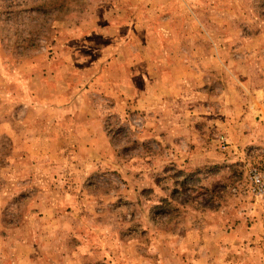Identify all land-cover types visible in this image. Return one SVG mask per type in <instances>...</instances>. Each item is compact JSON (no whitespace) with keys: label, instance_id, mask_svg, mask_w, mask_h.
<instances>
[{"label":"rangeland","instance_id":"rangeland-1","mask_svg":"<svg viewBox=\"0 0 264 264\" xmlns=\"http://www.w3.org/2000/svg\"><path fill=\"white\" fill-rule=\"evenodd\" d=\"M264 0H0V264H264Z\"/></svg>","mask_w":264,"mask_h":264},{"label":"built area","instance_id":"built-area-1","mask_svg":"<svg viewBox=\"0 0 264 264\" xmlns=\"http://www.w3.org/2000/svg\"><path fill=\"white\" fill-rule=\"evenodd\" d=\"M252 180L254 185L259 189L260 193H264V175L254 173Z\"/></svg>","mask_w":264,"mask_h":264}]
</instances>
